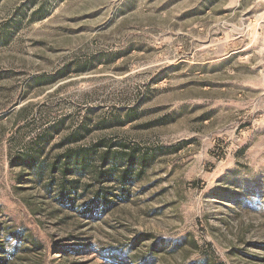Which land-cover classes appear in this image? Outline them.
Returning <instances> with one entry per match:
<instances>
[{"label":"rangeland","instance_id":"rangeland-1","mask_svg":"<svg viewBox=\"0 0 264 264\" xmlns=\"http://www.w3.org/2000/svg\"><path fill=\"white\" fill-rule=\"evenodd\" d=\"M0 264H264V0H0Z\"/></svg>","mask_w":264,"mask_h":264},{"label":"trees","instance_id":"trees-1","mask_svg":"<svg viewBox=\"0 0 264 264\" xmlns=\"http://www.w3.org/2000/svg\"><path fill=\"white\" fill-rule=\"evenodd\" d=\"M105 159V158H103ZM122 182H125V177L123 176ZM95 199H99L101 202L104 201V205H107L109 203H112L113 201H110L107 194H101L100 192H97V195L95 196Z\"/></svg>","mask_w":264,"mask_h":264}]
</instances>
